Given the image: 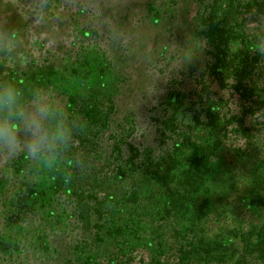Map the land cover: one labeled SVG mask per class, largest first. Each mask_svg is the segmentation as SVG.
I'll list each match as a JSON object with an SVG mask.
<instances>
[{
	"label": "rangeland",
	"instance_id": "1",
	"mask_svg": "<svg viewBox=\"0 0 264 264\" xmlns=\"http://www.w3.org/2000/svg\"><path fill=\"white\" fill-rule=\"evenodd\" d=\"M231 1L240 10L239 30L249 39L251 28H263L264 17L250 9V0ZM228 2L0 0V41L6 38L2 30L14 34L12 51L0 50V79L15 78L28 91L55 94L68 112L84 121V133L90 128L96 139L82 158L77 154L82 148L78 136L70 161L56 170H29L23 158L0 164V264H102L113 259L94 246L76 215L86 200L98 204L108 192H102V179L122 162L109 158L112 151L117 153L111 135L119 136L122 128L123 136L128 135L123 155L130 143L164 157L183 135L175 156L195 159L206 174V189L222 227L253 225L259 219L257 206L248 211L235 199L248 192L257 201L264 191V169L250 163L244 171L250 172V181L243 184L235 175L246 167L237 161L245 141L239 132L254 119H264V112L237 91L232 76L205 70L207 39L193 63L181 61L188 47L184 33L195 25L196 34L202 35L206 9L220 14L219 21L235 20L237 15L228 19L219 13L229 9ZM204 102L220 107L218 122L201 113L198 105ZM101 112L106 113L104 122ZM221 124L225 144L218 149L211 134ZM79 190L81 195L76 194ZM96 192L97 197L91 196ZM158 207L154 203L152 214ZM226 211L234 212L236 222ZM155 220L159 222L157 215ZM148 261L143 249L115 259L117 264Z\"/></svg>",
	"mask_w": 264,
	"mask_h": 264
},
{
	"label": "trees",
	"instance_id": "2",
	"mask_svg": "<svg viewBox=\"0 0 264 264\" xmlns=\"http://www.w3.org/2000/svg\"><path fill=\"white\" fill-rule=\"evenodd\" d=\"M231 3L229 0V9L219 12L228 19L237 15L230 23L219 21L220 14L216 16L206 9L208 22L201 27L204 28L202 35L207 38L205 70L212 68L220 76H232L237 91L264 112V25L260 30L250 27L253 29L250 38L245 40L238 27L240 10ZM214 5H217L215 1ZM252 7L264 17V0H250V9ZM198 106L207 119L218 122L220 107L207 102ZM88 114L93 116L92 112ZM105 115V112L100 113L102 122ZM123 129L119 136L111 135L112 150L117 153L112 151L109 158H121L122 162L114 173L102 179V192H108L98 204L86 200L76 215L94 246L113 258L102 264H117L116 258L138 249L149 254V264H264V191L256 202L253 197L250 199L248 192L235 199L236 202L240 199L248 211L250 206L258 207L259 219L253 225L231 223L223 228L216 202L213 203L206 189V174L198 168L195 159L175 156L176 150L184 144L183 135L176 137L177 142L172 143L164 157H153L151 151L130 143L128 152L123 155L122 145L128 138L126 134L123 136L126 132ZM223 130L221 124L215 134H211V141L218 149L225 144ZM90 131L89 128L80 135L79 157L84 158L85 151L89 154L90 146L96 144L95 135ZM239 133L245 141L237 161L239 165L246 163V167L235 176L243 184L244 180L250 181V172H244L250 163H260L257 168L264 169V119H254ZM221 163L220 157L219 167ZM105 164H108L107 159ZM230 177L235 180L231 173ZM97 192L91 196L97 197ZM76 194L81 195V191ZM154 203H159V207L152 214ZM226 212L228 219L236 222L234 212ZM156 215L159 222L155 220ZM84 262L91 264L92 261Z\"/></svg>",
	"mask_w": 264,
	"mask_h": 264
},
{
	"label": "clouds",
	"instance_id": "3",
	"mask_svg": "<svg viewBox=\"0 0 264 264\" xmlns=\"http://www.w3.org/2000/svg\"><path fill=\"white\" fill-rule=\"evenodd\" d=\"M2 31L6 38L0 41V50L11 52L14 34ZM206 39L196 34L195 25L185 31L188 47L181 56L184 65L193 63L203 52ZM85 130L84 121L68 112L55 94L28 91L15 78L0 79V164L23 158L29 170H56L70 161L76 138Z\"/></svg>",
	"mask_w": 264,
	"mask_h": 264
}]
</instances>
